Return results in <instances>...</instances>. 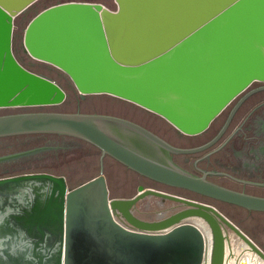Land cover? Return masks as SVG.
I'll list each match as a JSON object with an SVG mask.
<instances>
[{
	"label": "water",
	"instance_id": "95a60500",
	"mask_svg": "<svg viewBox=\"0 0 264 264\" xmlns=\"http://www.w3.org/2000/svg\"><path fill=\"white\" fill-rule=\"evenodd\" d=\"M35 1L0 0V108L66 99L53 79L26 67L58 79L75 106L2 114L0 137L83 140L100 152V171L73 188L47 172L0 177V264H228L234 239L264 264V251L212 204L142 185L131 197H109L103 172L108 156L160 184L264 212V196L219 185L173 161L172 154L201 151L216 138L179 148L106 114L130 115L170 140L167 122L187 135L205 131L252 82H264V0ZM55 2L30 19L22 44L28 19ZM167 201L180 206L162 215L157 208ZM143 202L157 217L136 214Z\"/></svg>",
	"mask_w": 264,
	"mask_h": 264
},
{
	"label": "rangeland",
	"instance_id": "374dc122",
	"mask_svg": "<svg viewBox=\"0 0 264 264\" xmlns=\"http://www.w3.org/2000/svg\"><path fill=\"white\" fill-rule=\"evenodd\" d=\"M37 1H35L33 4H35ZM113 2H115V0H113ZM56 3H60V2L51 3L42 7L41 9L37 10L28 19L22 30V44H23V32L30 19L45 7H48ZM33 4H31L28 8H30ZM27 9H25L23 12H25ZM23 12L19 13L14 17L12 48H13L15 30L18 26L20 16ZM26 68L35 71L28 67ZM48 77L53 79L65 91L66 99L62 103L56 105H44V106H37L30 108H0V115L14 113L18 111L73 110L75 104L71 99L68 91L63 86V84L58 79H56L51 75H48ZM78 97L80 100L85 99V95H81L79 93H78ZM167 123L170 129L173 142L184 145L190 140L197 141L199 139V135H185L183 133H179L175 127H173L169 122ZM57 144L59 147H55L57 146ZM42 146H53V147L33 150L9 158L1 159L0 177L11 174L28 173V172H47L53 175L64 176L69 187H76L77 185L94 177L100 171V152L96 148H88L86 144H83L76 138L65 135L23 134V135H14L8 137H0V156L27 151ZM178 158L181 159L184 158V156H178ZM103 172L111 196L127 197L130 195H134L137 192L138 186L142 185L144 187L156 188L174 194L182 195L184 197H188L191 199H196L199 201L210 203L213 206H215L219 211H221L226 217H228L232 222L238 225V227H240V229H242L246 234H247L246 231H248L253 236V239H255L253 241L264 251V212L247 211L239 206L222 202L219 200L210 199L182 188L160 185L153 181L143 179L137 173L131 171L130 169L126 168L125 166H123L122 164H120L119 162L108 156H105L103 158ZM214 179L227 186L235 187L238 189L241 188L240 184L231 182L224 177H215ZM247 189L255 193L264 192V190L260 187L247 186ZM144 204L145 202H143V204L142 203L138 204L137 208L139 210H137V212L144 209L143 206ZM149 209L151 210V207Z\"/></svg>",
	"mask_w": 264,
	"mask_h": 264
},
{
	"label": "flooded vegetation",
	"instance_id": "af4514ba",
	"mask_svg": "<svg viewBox=\"0 0 264 264\" xmlns=\"http://www.w3.org/2000/svg\"><path fill=\"white\" fill-rule=\"evenodd\" d=\"M239 101L240 103L228 125L221 132L229 114ZM106 114L119 116L137 123L158 135L170 145L179 148L200 147L216 138L212 144L201 151L189 154H172L173 161L194 175L201 176L205 172L207 179L219 185L264 196V192L255 193L247 189V186H251L260 187L264 190V82H252L222 110L205 131L196 134L199 135L197 141L190 140L184 145L173 142L154 127L130 115ZM77 140L86 144L88 148H95L83 140ZM178 156H184V158L180 159ZM139 176L150 180L141 175ZM215 177H224L231 182L240 184L241 188L238 189L222 184L216 181ZM230 260L232 261V259Z\"/></svg>",
	"mask_w": 264,
	"mask_h": 264
},
{
	"label": "bare ground",
	"instance_id": "6f19581e",
	"mask_svg": "<svg viewBox=\"0 0 264 264\" xmlns=\"http://www.w3.org/2000/svg\"><path fill=\"white\" fill-rule=\"evenodd\" d=\"M150 202H152V204L154 203V198L150 197L149 198ZM154 205V204H153ZM180 205L174 201H167L163 206H159L157 208V211H159L162 215H166L169 214L170 212H172L173 210L177 209ZM142 211V212H141ZM157 211H152V210H147L146 208L143 210H140L138 212H136V214L140 217H143L145 219H151V218H155L157 217L156 212ZM195 223H197L196 221H194ZM232 234V233H230ZM234 238V237H233ZM236 240L235 244L236 247L233 249V255L229 258L232 259L233 264H263L261 263L257 257L252 253L247 251L246 249H244L242 246L239 245L240 241L238 239H234ZM238 249L241 254L240 256H236V250ZM228 260V264H231V260ZM236 262V263H235Z\"/></svg>",
	"mask_w": 264,
	"mask_h": 264
},
{
	"label": "crops",
	"instance_id": "0c3cea01",
	"mask_svg": "<svg viewBox=\"0 0 264 264\" xmlns=\"http://www.w3.org/2000/svg\"><path fill=\"white\" fill-rule=\"evenodd\" d=\"M34 72H36V73H39V74H43V75H45V76H47L48 77V75H46V74H44V73H40V72H37V71H34ZM50 78V77H49ZM68 185V184H67ZM108 186V185H107ZM68 187H69V185H68ZM69 188H73V187H69ZM110 193V192H109ZM132 195H130V196H127V197H131ZM110 197H118V196H111L110 195ZM127 197H120V198H127ZM232 247H233V249L236 247V244L235 243H233L232 242ZM236 250V256L238 257V256H240V254H241V252L238 250V249H235ZM236 263V262H235ZM231 264H233V261H231ZM238 264V263H237Z\"/></svg>",
	"mask_w": 264,
	"mask_h": 264
},
{
	"label": "trees",
	"instance_id": "16d2710c",
	"mask_svg": "<svg viewBox=\"0 0 264 264\" xmlns=\"http://www.w3.org/2000/svg\"><path fill=\"white\" fill-rule=\"evenodd\" d=\"M90 145V144H89ZM247 232V234H248V236L250 237V238H252V240H255V239H253V236L248 232V231H246Z\"/></svg>",
	"mask_w": 264,
	"mask_h": 264
}]
</instances>
